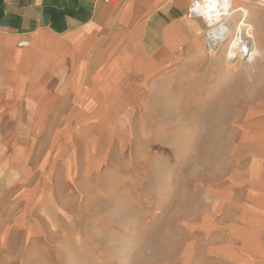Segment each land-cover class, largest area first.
I'll return each mask as SVG.
<instances>
[{
	"label": "crops",
	"instance_id": "0c3cea01",
	"mask_svg": "<svg viewBox=\"0 0 264 264\" xmlns=\"http://www.w3.org/2000/svg\"><path fill=\"white\" fill-rule=\"evenodd\" d=\"M193 1L0 0V145L71 171L76 152L119 140L170 66L215 64ZM239 4L250 7L243 65L258 99L219 169L194 186L198 210L170 264H264V9Z\"/></svg>",
	"mask_w": 264,
	"mask_h": 264
},
{
	"label": "rangeland",
	"instance_id": "374dc122",
	"mask_svg": "<svg viewBox=\"0 0 264 264\" xmlns=\"http://www.w3.org/2000/svg\"><path fill=\"white\" fill-rule=\"evenodd\" d=\"M205 53L215 64L170 66L134 127L92 156L76 152L71 171L0 145V264L175 262L198 210L194 186L219 169L258 99L244 61Z\"/></svg>",
	"mask_w": 264,
	"mask_h": 264
},
{
	"label": "built area",
	"instance_id": "2783aa9c",
	"mask_svg": "<svg viewBox=\"0 0 264 264\" xmlns=\"http://www.w3.org/2000/svg\"><path fill=\"white\" fill-rule=\"evenodd\" d=\"M212 1L213 0H194L190 6V15L194 18H201L204 20L202 12L204 10V6H206L205 3H210ZM219 1H221L224 5H228V0ZM244 2L264 9V0H245ZM231 15L232 14L229 13L228 10L220 11L217 16L220 19L219 22H205L207 28L204 34L205 50L209 54L218 53L220 46L228 39ZM240 25H242V21L240 22ZM241 37L242 36H240L238 45L231 46L232 48L228 54L229 59L232 61H236L238 59H240L241 61H246L250 59L254 53V44L244 41L245 39ZM19 45L20 47H28L29 42L22 41Z\"/></svg>",
	"mask_w": 264,
	"mask_h": 264
},
{
	"label": "bare ground",
	"instance_id": "6f19581e",
	"mask_svg": "<svg viewBox=\"0 0 264 264\" xmlns=\"http://www.w3.org/2000/svg\"><path fill=\"white\" fill-rule=\"evenodd\" d=\"M237 1L238 0H228V5H230L228 6L227 4L224 5L219 0H213L210 3H205L206 6H204V10L202 12L204 21L212 23H217L220 21L219 17H217L220 11L228 10L229 13L232 14L230 19L228 39L220 46L218 52L219 55L217 56L218 62H221L223 59L230 60L228 54L232 48L231 46L238 45L240 36H242L241 38L245 39L244 41L246 42H251L253 40V35L251 33L252 21L250 18V7H238L235 4ZM241 21L242 25H240ZM240 62L241 60L238 59L234 61L232 65L238 64Z\"/></svg>",
	"mask_w": 264,
	"mask_h": 264
}]
</instances>
